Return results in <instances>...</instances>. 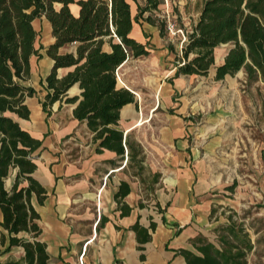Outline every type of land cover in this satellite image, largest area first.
Instances as JSON below:
<instances>
[{
    "label": "trees",
    "instance_id": "trees-1",
    "mask_svg": "<svg viewBox=\"0 0 264 264\" xmlns=\"http://www.w3.org/2000/svg\"><path fill=\"white\" fill-rule=\"evenodd\" d=\"M131 3L136 10L133 16ZM70 4L76 5L75 14ZM157 5V0H0V253L11 245H20L24 264H53L44 242L38 239V213L30 201L34 195L41 203L46 195L32 175L41 140L17 121L28 118L24 100L35 93L26 84L30 57L40 58L32 20L44 17L53 37L44 48L52 64L39 81L45 91L39 101L42 112L48 116L54 102L58 107L71 105L72 118L85 124L96 151L107 149L122 158L127 150V161L140 166L144 160L141 148L135 142L130 146L117 128L119 109L127 103L136 104L137 83L134 87H117V69L127 60L148 55L146 42L134 39L130 29L143 12H148L145 20L153 23L150 16ZM189 27L181 48L183 63L175 65L173 77L205 76L212 67L213 80H221L243 69L247 80L264 83V0H201L198 15ZM157 28L162 35L160 22ZM65 44H73L74 50L59 53L57 49ZM221 44L228 46L222 60L215 64L214 50ZM58 68L67 70L58 76ZM153 176L157 178L158 174ZM127 192V183L120 181L113 193L120 214L129 211L122 200ZM154 204L163 211L157 202ZM160 218L164 221L163 215ZM227 219L212 227V238L196 234L190 238L192 247L176 249L185 264H246L252 242L241 223L231 215ZM154 225L149 218L147 227L153 229ZM147 227L137 218L130 224L138 242L148 239Z\"/></svg>",
    "mask_w": 264,
    "mask_h": 264
},
{
    "label": "crops",
    "instance_id": "crops-1",
    "mask_svg": "<svg viewBox=\"0 0 264 264\" xmlns=\"http://www.w3.org/2000/svg\"><path fill=\"white\" fill-rule=\"evenodd\" d=\"M56 5L54 7L58 8L59 5ZM200 7L201 0L194 18L188 20L190 23L195 21ZM69 8L76 13V5L70 4ZM130 10L133 16L136 12L134 3H131ZM147 14L143 12L136 17L130 35L139 42H146L149 53L122 63L117 69L116 86L134 87V81L146 82L156 87L157 102L165 108L172 106L178 81L189 75L173 77L176 42L168 40L164 34L160 35L153 15L150 16L153 23L145 20ZM39 18L45 20L44 17ZM45 24L48 40L38 60L37 72H33L31 57L29 59L30 76L26 84L32 86L35 93L24 100L29 110L28 118H17V121L23 129L41 140L32 175L42 185L46 195L41 203L34 195L30 201L38 213V239L44 242L50 260L53 264H185L183 255L176 249L192 247L190 238L196 234L208 237L209 228L216 225L211 226L216 221L211 217L214 202L223 203L224 199L205 193L207 185L203 179L184 167L185 154L191 150L187 140L173 138L172 143L179 151L168 157L170 165L167 169L152 171V174L161 177L163 184L155 190L157 194L153 200L163 208L159 212L155 204L145 205L136 192L134 174L127 171L129 167L134 168V162L127 161V150L122 158L107 149L96 151V143L91 141V133L85 124L72 118L71 105L61 104L58 107V102H54L50 114L46 116L39 104L45 93L39 81L43 80L52 64L44 48L53 41V37L46 20ZM103 48L107 49L106 45ZM73 50V44L57 49L59 53ZM136 66L139 71L134 70ZM66 70L58 68L56 73L60 76ZM134 74L138 78L134 79ZM33 80H37L40 92L31 83ZM73 90L75 87L70 92ZM134 97L136 104L127 103L118 112L117 128L130 146L134 145V127L141 120L140 113L136 111V107L139 111L141 109L140 102L137 95ZM170 133L168 130L167 140ZM164 170L166 173H163ZM120 181H125L128 186L122 200L129 211L124 214L119 213L120 208L113 196ZM171 187L172 193H166ZM161 215L164 221H161ZM136 218L146 227L149 218L155 222L153 229L147 227L149 237L145 241L138 242L134 230L130 228ZM19 234L24 235L23 232ZM22 255L20 245H11L0 253V263L24 264ZM246 264H250L247 257Z\"/></svg>",
    "mask_w": 264,
    "mask_h": 264
},
{
    "label": "rangeland",
    "instance_id": "rangeland-1",
    "mask_svg": "<svg viewBox=\"0 0 264 264\" xmlns=\"http://www.w3.org/2000/svg\"><path fill=\"white\" fill-rule=\"evenodd\" d=\"M199 4L200 0H184L173 7L177 25L189 27L188 20L194 18ZM32 26L37 33L35 47L41 57L48 40L45 20L34 19ZM227 46L215 48V64L222 60ZM38 60L31 57L33 72H37ZM212 73L211 67L205 76L181 78L172 106L165 108L157 102L156 87L134 81L141 107L140 111L136 107L142 117L139 124L146 119L134 127V142L141 148L144 160L140 166L134 162V168L127 171L134 174L136 192L142 202L154 205L155 190L163 184L161 177L155 178L152 171L167 169L168 157L179 151L172 143L173 138L186 139L191 150L185 154L184 167L203 179L207 185L205 193L224 199L223 203L214 202L211 217L216 221L211 226L227 222V216L231 215L232 220L242 224L252 242L246 255L250 264H264V83L259 79L247 80L243 69L221 80H213ZM31 83L40 92L37 80ZM172 191L171 187L166 193ZM210 228L207 236L212 238L214 232Z\"/></svg>",
    "mask_w": 264,
    "mask_h": 264
},
{
    "label": "built area",
    "instance_id": "built-area-1",
    "mask_svg": "<svg viewBox=\"0 0 264 264\" xmlns=\"http://www.w3.org/2000/svg\"><path fill=\"white\" fill-rule=\"evenodd\" d=\"M157 7L152 10L151 14L157 22H160L163 27V34L168 40L176 42L177 57L175 65H181L183 59L181 57V48L187 41V35L190 32V27H182L177 25L174 20L173 7L183 3L184 0H157Z\"/></svg>",
    "mask_w": 264,
    "mask_h": 264
}]
</instances>
